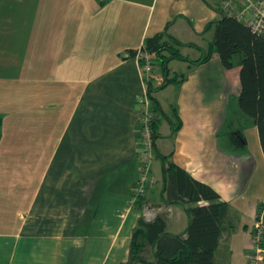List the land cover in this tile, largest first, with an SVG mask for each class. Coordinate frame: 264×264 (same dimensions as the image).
I'll return each instance as SVG.
<instances>
[{
	"label": "crops",
	"instance_id": "0c3cea01",
	"mask_svg": "<svg viewBox=\"0 0 264 264\" xmlns=\"http://www.w3.org/2000/svg\"><path fill=\"white\" fill-rule=\"evenodd\" d=\"M221 1L0 0V264H120L140 214L164 212L166 230L183 232L186 204L161 201V162L144 188L154 206L134 204L146 85L128 50L167 25L185 43L183 56L201 57ZM174 60L169 76L180 74ZM181 62L184 80L153 92L181 119L175 133L160 120L156 148L229 203L234 229L214 256L220 250L226 264H251L264 156L260 143L255 155L246 139L233 151L219 138L228 120L239 128L228 109L240 67L225 68L216 52Z\"/></svg>",
	"mask_w": 264,
	"mask_h": 264
},
{
	"label": "trees",
	"instance_id": "16d2710c",
	"mask_svg": "<svg viewBox=\"0 0 264 264\" xmlns=\"http://www.w3.org/2000/svg\"><path fill=\"white\" fill-rule=\"evenodd\" d=\"M211 25L214 28L213 36L203 55L197 59H188L181 54L180 47L185 43L167 33V25L164 31L146 37L140 48L156 55L159 69L163 73V81L157 89L169 83H179L185 78V74L169 76L168 63L171 59L187 60L196 64L208 60L211 53L216 52L225 68L239 65L240 92L237 104L244 115L253 119L264 156V34L254 32L243 21L223 11ZM137 50L130 48L128 55L135 57ZM150 77L144 81L146 97L150 103L148 126L153 150L161 162V201L186 204L188 221L183 232L172 234L166 230L167 215L164 212L156 213L150 218L140 214L132 229L128 258L120 264H218L214 252L223 235L234 229V216L230 214L229 203L221 200L220 194L211 185L193 177L170 160L169 155L162 154L156 148L155 139L159 137L160 120H166L171 132L175 133L181 126V119L175 106L172 107L171 114L162 110L153 94L155 88ZM226 139L233 151L244 148L245 139L241 128L231 127L226 132ZM140 144L139 139L138 145ZM144 194L145 189L136 194L135 206L140 209L143 206H154L148 204ZM260 207L263 209L261 264H264V200Z\"/></svg>",
	"mask_w": 264,
	"mask_h": 264
},
{
	"label": "built area",
	"instance_id": "2783aa9c",
	"mask_svg": "<svg viewBox=\"0 0 264 264\" xmlns=\"http://www.w3.org/2000/svg\"><path fill=\"white\" fill-rule=\"evenodd\" d=\"M220 8L224 13L234 15L245 24H247L251 30L256 33L264 34V0H222ZM141 60L139 62L140 71L144 75V79L155 74L159 70L156 55L153 52L142 51L139 47L135 56ZM150 103L146 97V92L144 97L140 100L139 108V130H140V174L136 186L134 188V193L138 194L144 191L145 181L149 171V165L151 160V154L153 150L152 138L148 126V121L151 116L149 110ZM254 233L252 235V244L255 255V260L251 264H260L259 254H263V248L260 245V240L262 236V216L253 224Z\"/></svg>",
	"mask_w": 264,
	"mask_h": 264
},
{
	"label": "rangeland",
	"instance_id": "374dc122",
	"mask_svg": "<svg viewBox=\"0 0 264 264\" xmlns=\"http://www.w3.org/2000/svg\"><path fill=\"white\" fill-rule=\"evenodd\" d=\"M181 61H183V60L175 59L174 61H172L170 63L171 69L178 70L180 74H181V72H184L186 70L185 66L182 64L183 62H181ZM150 78L153 79L152 80V86L156 90L157 87L160 86L162 81H163V73L159 69V70H157L155 72V74L151 75ZM23 83L25 84V81H23ZM169 98H171V95L169 96ZM229 100H230V109H228L229 110L228 114H229V117L233 121L232 125L233 126H239V128L242 129V133L244 135V139L247 140V146H246L245 150L246 151H250V152H252L255 155L258 154L259 151H258L257 147H259V139H258V134H257V128H256V125L253 122V119L250 116L244 115L239 110V107H238V104H237V100H236L235 97L230 95ZM230 128H231V122H229V120H228L224 124V126L220 128V130H219V138H225L226 132ZM155 164L156 165H160V159L155 155L154 150H152L149 168L150 167L153 168ZM259 175H261V174H259ZM260 179H262V175L260 176ZM258 188H261V190H263V188H264V175H263V183L261 181L260 187H258ZM222 245H224V244H222ZM221 248L223 249L224 246H222ZM221 248H219V249H221ZM255 255H256V253L254 251L251 250L249 252L248 259H249L250 263L255 260ZM262 256L263 255L259 254L260 264H261ZM215 258L217 259L219 264H226V257H225V255L221 254L220 250H218L216 252Z\"/></svg>",
	"mask_w": 264,
	"mask_h": 264
}]
</instances>
